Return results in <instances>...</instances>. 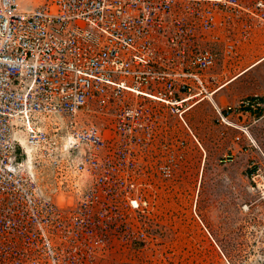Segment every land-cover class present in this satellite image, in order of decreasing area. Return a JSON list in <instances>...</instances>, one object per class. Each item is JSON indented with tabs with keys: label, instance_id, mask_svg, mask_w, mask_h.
I'll return each mask as SVG.
<instances>
[{
	"label": "built area",
	"instance_id": "2783aa9c",
	"mask_svg": "<svg viewBox=\"0 0 264 264\" xmlns=\"http://www.w3.org/2000/svg\"><path fill=\"white\" fill-rule=\"evenodd\" d=\"M262 23L264 0H0V264H93L113 237L145 240L128 226L148 204L137 182L153 138L146 100L185 122L209 93L211 43ZM211 101L215 121L255 146L264 98ZM92 104L117 105L113 121L86 118Z\"/></svg>",
	"mask_w": 264,
	"mask_h": 264
},
{
	"label": "rangeland",
	"instance_id": "374dc122",
	"mask_svg": "<svg viewBox=\"0 0 264 264\" xmlns=\"http://www.w3.org/2000/svg\"><path fill=\"white\" fill-rule=\"evenodd\" d=\"M251 30L245 36L222 31L223 39L211 43L225 64L234 62L231 68L249 48ZM230 40L236 45L227 51ZM244 82L249 87L253 79ZM212 98L195 102L183 114L185 122L163 103L146 100L153 138L139 153L137 182L148 204L128 226L143 229L145 240L120 244L113 237L108 253L93 264H264V116L248 127L255 146L244 136L235 140L238 129L215 121ZM116 106L104 112L92 104L84 116L105 126ZM255 166L259 175H253ZM40 170L39 183L51 192L50 171L45 165Z\"/></svg>",
	"mask_w": 264,
	"mask_h": 264
},
{
	"label": "crops",
	"instance_id": "0c3cea01",
	"mask_svg": "<svg viewBox=\"0 0 264 264\" xmlns=\"http://www.w3.org/2000/svg\"><path fill=\"white\" fill-rule=\"evenodd\" d=\"M251 31L248 41L249 48L244 50L245 54L242 56V60L237 61L239 62L237 65L231 68L234 62L231 61L225 64V59L223 58L221 60V56H217V69H213L214 64L208 70V77L211 79L209 82L213 85L209 86L208 90L213 94L214 101L219 103H222L224 100L234 101L239 97L251 93L259 94L264 98V23L255 25ZM223 47L224 44L220 45L221 49ZM243 69L245 70L240 72ZM228 79L231 80L227 81ZM245 79H253V84H250L249 87H245L243 85ZM223 82L225 83L221 87L213 90Z\"/></svg>",
	"mask_w": 264,
	"mask_h": 264
},
{
	"label": "bare ground",
	"instance_id": "6f19581e",
	"mask_svg": "<svg viewBox=\"0 0 264 264\" xmlns=\"http://www.w3.org/2000/svg\"><path fill=\"white\" fill-rule=\"evenodd\" d=\"M208 95L212 98V96L210 95V92L207 94V96ZM20 139H21L22 143L26 147V152H25L26 153V155H25L26 157H24V160H23L24 165H25L26 168L31 169L33 167V153H32V149H31L30 145H28L26 143L25 137L21 136Z\"/></svg>",
	"mask_w": 264,
	"mask_h": 264
}]
</instances>
